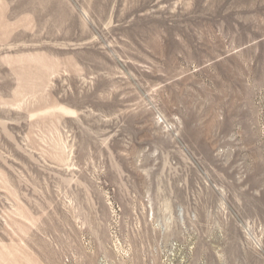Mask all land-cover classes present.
<instances>
[{"label": "rangeland", "instance_id": "rangeland-1", "mask_svg": "<svg viewBox=\"0 0 264 264\" xmlns=\"http://www.w3.org/2000/svg\"><path fill=\"white\" fill-rule=\"evenodd\" d=\"M0 264H264V0H0Z\"/></svg>", "mask_w": 264, "mask_h": 264}]
</instances>
